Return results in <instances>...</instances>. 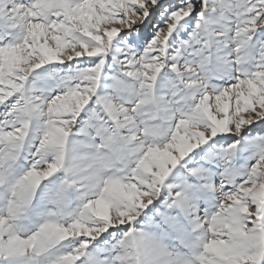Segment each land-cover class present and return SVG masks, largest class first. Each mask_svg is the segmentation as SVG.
I'll return each instance as SVG.
<instances>
[{
	"label": "snow or ice",
	"instance_id": "snow-or-ice-1",
	"mask_svg": "<svg viewBox=\"0 0 264 264\" xmlns=\"http://www.w3.org/2000/svg\"><path fill=\"white\" fill-rule=\"evenodd\" d=\"M0 264H264V0H0Z\"/></svg>",
	"mask_w": 264,
	"mask_h": 264
}]
</instances>
